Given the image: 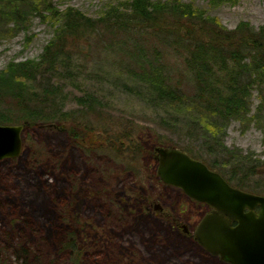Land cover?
<instances>
[{
	"label": "rangeland",
	"instance_id": "rangeland-1",
	"mask_svg": "<svg viewBox=\"0 0 264 264\" xmlns=\"http://www.w3.org/2000/svg\"><path fill=\"white\" fill-rule=\"evenodd\" d=\"M53 1L61 11L70 7L98 19L112 8H124L128 0ZM180 1L205 10L228 30L240 22L254 29L264 25V0ZM57 27L49 17H32L18 30L2 25L0 72L11 62L38 60ZM121 38L90 33L77 40L76 48L70 45L68 68L43 77V84L49 79L61 89L64 112L78 123L70 118L56 128L35 126L24 136L23 128L19 156L0 160V244L24 239L40 264H72L59 244L74 234L79 264H227L193 238L210 208L163 184L154 152L157 147L187 151L225 177L231 165L221 151L209 153L204 139L187 134L182 120H191L190 107L149 96L131 73V41ZM138 38L147 54L156 52L168 65L173 84L182 79L183 99L190 98L194 91L186 53L163 46L153 35ZM86 95L97 102L92 112L77 104L76 98ZM79 118L87 120L90 131ZM223 132L225 147L252 155L248 168L260 161L256 175L240 190L264 196V82L252 86L245 117L229 120ZM235 184L229 185L237 188Z\"/></svg>",
	"mask_w": 264,
	"mask_h": 264
},
{
	"label": "trees",
	"instance_id": "trees-1",
	"mask_svg": "<svg viewBox=\"0 0 264 264\" xmlns=\"http://www.w3.org/2000/svg\"><path fill=\"white\" fill-rule=\"evenodd\" d=\"M220 1L223 0L212 3ZM123 6L120 10L112 8L102 18L92 19L70 7L61 11L53 0H0V27L12 24L18 30L32 17H49L58 23L53 39L38 60L11 62L0 72V125H21L24 136L31 127L56 128L70 122V113L64 112L61 89L51 85L49 79L43 84V77L61 66L68 68L73 52L70 45L76 48L77 40L90 33L100 32L114 38L121 35L122 40L131 41L129 60L133 77L155 101L190 107L191 120H182L187 134L204 139L209 153L221 151L227 158L225 163L232 168L229 177L222 175L224 179L229 184L236 181L239 189L246 188L260 161L256 160V167L248 168L251 154L225 147L223 126L229 120L245 117L252 86L264 82V25L254 29L247 22H240L234 30H228L205 10L180 0H128ZM152 35L163 46H174L186 53L184 65L194 91L190 98L183 99L182 79L173 84L168 65L160 61V55L147 54L137 43L138 37ZM76 100L88 112L97 105L91 95ZM77 120L71 118L76 125ZM79 121L88 131L87 120L79 118ZM96 121L102 123V118ZM241 172L242 176L237 178L236 174ZM59 249L69 254L72 264H79L80 252L74 234H67ZM39 260L24 239L0 244V264H40Z\"/></svg>",
	"mask_w": 264,
	"mask_h": 264
},
{
	"label": "water",
	"instance_id": "water-1",
	"mask_svg": "<svg viewBox=\"0 0 264 264\" xmlns=\"http://www.w3.org/2000/svg\"><path fill=\"white\" fill-rule=\"evenodd\" d=\"M22 132L21 125H0V160L19 156ZM154 153L163 184L210 208L196 224L197 244L227 264H264V196L232 187L179 149L157 147Z\"/></svg>",
	"mask_w": 264,
	"mask_h": 264
},
{
	"label": "flooded vegetation",
	"instance_id": "flooded-vegetation-1",
	"mask_svg": "<svg viewBox=\"0 0 264 264\" xmlns=\"http://www.w3.org/2000/svg\"><path fill=\"white\" fill-rule=\"evenodd\" d=\"M155 160V159H154ZM156 161V160H155ZM188 198V197H187ZM189 199V198H188ZM189 201H191V202H193L194 204H197L195 201H192L191 199H189ZM207 208V210H209L208 209V207H206ZM184 231H185V229H184ZM186 233V232H185ZM221 260V259H220ZM222 262H224V263H226L225 261H223V260H221Z\"/></svg>",
	"mask_w": 264,
	"mask_h": 264
}]
</instances>
